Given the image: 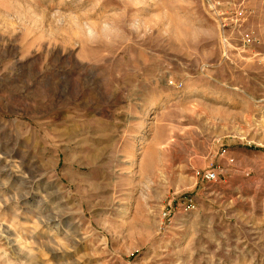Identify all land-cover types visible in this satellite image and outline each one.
Masks as SVG:
<instances>
[{
  "label": "rangeland",
  "instance_id": "obj_1",
  "mask_svg": "<svg viewBox=\"0 0 264 264\" xmlns=\"http://www.w3.org/2000/svg\"><path fill=\"white\" fill-rule=\"evenodd\" d=\"M0 264H264V0H0Z\"/></svg>",
  "mask_w": 264,
  "mask_h": 264
},
{
  "label": "built area",
  "instance_id": "obj_2",
  "mask_svg": "<svg viewBox=\"0 0 264 264\" xmlns=\"http://www.w3.org/2000/svg\"><path fill=\"white\" fill-rule=\"evenodd\" d=\"M251 39L248 37L247 43H250ZM205 178L209 181H216L218 179V175L216 171H209L205 174Z\"/></svg>",
  "mask_w": 264,
  "mask_h": 264
}]
</instances>
